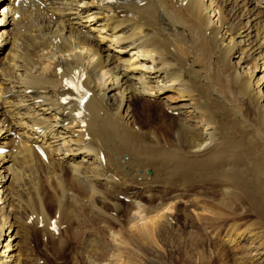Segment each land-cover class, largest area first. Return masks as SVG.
<instances>
[{"label": "bare ground", "instance_id": "6f19581e", "mask_svg": "<svg viewBox=\"0 0 264 264\" xmlns=\"http://www.w3.org/2000/svg\"><path fill=\"white\" fill-rule=\"evenodd\" d=\"M70 82L89 94L81 105L70 100L77 98ZM134 99L177 117L171 139L133 127ZM244 99L263 125L264 0H0V264H26L20 251L28 235L11 206L15 194L37 187L39 168L59 189L56 211L65 205L43 226L50 232H58L59 218H79L81 195L97 218L96 201L114 207L133 181L140 196L168 205L183 187L176 178L208 180L218 192L209 224L243 197L264 226V152H256L257 123L245 120ZM58 169L65 182L52 180ZM152 221L142 230L156 229ZM252 228L228 230L225 241L246 239L241 252H250L241 256L262 264L264 230Z\"/></svg>", "mask_w": 264, "mask_h": 264}, {"label": "rangeland", "instance_id": "374dc122", "mask_svg": "<svg viewBox=\"0 0 264 264\" xmlns=\"http://www.w3.org/2000/svg\"><path fill=\"white\" fill-rule=\"evenodd\" d=\"M219 3L221 4V7L224 5L222 1H219ZM230 7L231 5H224L223 8H226V10L230 12ZM228 18L233 19L232 23L235 29L242 27V25H240L238 21V15L236 12L228 16ZM232 59L233 61H237L236 58ZM246 63L250 65V61H247ZM255 74L257 77L261 75L260 72L258 73V71L255 72ZM233 89L235 91L238 90L237 88L235 89V87H233ZM246 100L247 99H244L241 102V111L244 114V118L246 121H249L252 124L257 123L254 125L258 129L257 134L261 136L259 137L257 135V139L259 138L260 141L256 140V143H258H255V147L257 149L256 152H264V124L261 125V123H259L260 121L258 120L257 116L254 115L255 112L250 109L248 105L249 102ZM140 102L141 101H137L136 99L129 102V106L132 107V112L135 116V125H133V127L135 126L136 128H139L141 130L153 129L157 133L163 131V135L165 137L168 136L171 139L172 135L170 134L175 129L174 126H176V121L174 118L177 117L170 115L165 116L166 112L162 110V106L160 105V103L158 104V102L155 103L158 104L157 106H155V104L153 105V102H150L151 104L149 106H145ZM167 116H169L170 119ZM160 122L164 123V126L170 124V130H168L169 132L166 131L167 129L165 127L160 128ZM142 162L143 163H135L134 161H132V163H134L133 165L141 164L139 165V167H143V165L147 166L146 169H149L152 165L149 164V162L147 164V161ZM39 169L41 170L38 171L39 178L33 181L37 182V187L35 188V186H32V184L30 183L31 186L34 187V189L30 188L29 191L31 192L27 191L21 193L20 191L18 194H15V197L12 200L13 205L11 206V211L15 215H18V220L20 221L21 225L23 223V228L26 229V236L28 235V237H26L27 239L22 240V244L24 246L20 251V258H23L26 264H250L248 258H244V256H241L243 254L246 256V254L248 255V252H250H241L245 251L244 248H247L249 244L247 243L248 241H246L245 239L235 244L226 243V232L231 229H235L237 232H239L248 227H253L252 229H254L255 223L257 231L258 229L262 230L260 228H263L264 230V226H262L261 224H257L258 221L256 217H254L255 215L252 214L253 212H251L247 202L242 199L243 197L234 202L232 206L233 209L231 208L232 210H221V213L219 215L220 217L215 218L214 221L209 224L207 220V214H209L208 208L213 209L212 206L215 200L218 198L219 194L214 188L209 185L208 180H206L207 182L205 184L201 181V178H195L194 181H197L195 183L193 182V180H190L193 183H186L189 181L181 180L182 178H176L174 184L175 182H181L183 183V187L182 189H179L177 199L173 200L168 205L167 203H165V205L159 204L160 201L158 202L157 198L153 199L152 197L140 196V191H137V189L133 187V181L132 188H130L127 193V196H129L127 197L126 202L120 199L117 205H114L113 207L108 206L110 204L102 206V204L107 203L96 201V204L100 210H96L98 213L97 215H99H96L97 218H92L91 216L87 215L89 209L84 208L86 206L81 203V199L83 196L81 195V198H78L77 204L79 202L80 203L76 205V211L78 210L77 216L79 214V218L77 217V219L76 217H74L73 212L71 211V215H73L72 217L76 219L73 218L74 220H68V222L67 219H60L63 215V211L62 214H60L61 209L65 205H62V207L60 208V212L56 211L58 210L57 202L59 199L57 192L54 193L55 189L59 190L58 188L54 187L56 186V183L51 182L47 176H44L42 169ZM146 173L150 175V172ZM52 174L53 181L56 179L63 180V178L65 177V182L66 178L68 177L67 172H61V170L59 169L54 171ZM192 177L193 175L191 176V178ZM26 182L29 183V181ZM50 185H52L53 188L50 187ZM173 187L175 186L171 185V188L168 191H172L174 189ZM153 191L155 193V196L160 197L159 199L163 198L162 195L164 193L162 191ZM31 198L34 201L31 200ZM43 199H45L44 201L46 203L43 201ZM39 200L45 205H43V203L41 204ZM19 201H21V203ZM24 203H27L29 205L26 204V206ZM30 203L32 205H30ZM128 204H130L131 206H127ZM170 204L172 208L167 207L170 206ZM41 205L43 207H41ZM25 206L28 207L27 210L25 209ZM81 206L84 208V211L81 210ZM158 206L162 209V211L159 208L156 211L154 210ZM29 207H32L31 210ZM126 207H130L132 209L131 215L129 217L130 221L128 222L129 225L125 221ZM163 207H167V211L165 208L163 209ZM39 208L41 209V211ZM239 208H242V210ZM142 209L144 210L142 211ZM152 209L154 211L150 212ZM102 210H104L105 212ZM41 212L43 214H41ZM58 212L60 214V218L58 215V220L61 225V227H59L58 229V232L55 233L53 231L50 232L46 229L44 230L43 226L45 224H50V220H54ZM156 213L160 218L163 215L162 218L164 219L161 218V220L159 219V222L158 220L156 221V218H158V215ZM40 214L43 215V218L45 217L46 219H48L47 221L46 219H44L45 221L43 220V222L41 223L42 225L36 223V218H38V221L40 219H43L42 217H40ZM154 215H156L157 217L155 216L154 218ZM30 218H34L31 226L28 225L30 223ZM148 218L151 219L148 220ZM152 219L155 222L152 221ZM117 221L120 222L119 225L117 224ZM146 221H148L149 224L152 221L153 224L160 223L161 225L156 224L157 226L156 229L154 227V231L151 230L153 227L151 228V226H149L148 228L147 225L146 229H144V231H147L144 233L142 227L144 224H148V222L146 223ZM121 224L124 226H122ZM135 227H139L141 228V230ZM155 230H158L159 233L158 231L155 232ZM43 233L45 236L43 235ZM83 233H85L86 235ZM144 234L146 236L148 235L147 238L146 236H143ZM89 241H95L93 242L92 248L91 246H89ZM94 246H96L95 249H93ZM89 248H91L93 251ZM253 254L254 252H252V255ZM252 257V259L255 258L254 255ZM262 264H264V262Z\"/></svg>", "mask_w": 264, "mask_h": 264}]
</instances>
